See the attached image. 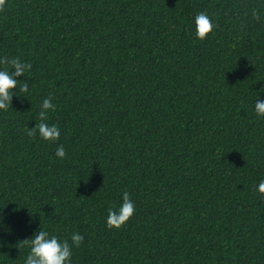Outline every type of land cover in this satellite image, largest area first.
Instances as JSON below:
<instances>
[{
    "label": "trees",
    "instance_id": "16d2710c",
    "mask_svg": "<svg viewBox=\"0 0 264 264\" xmlns=\"http://www.w3.org/2000/svg\"><path fill=\"white\" fill-rule=\"evenodd\" d=\"M5 56L32 67L0 110V264L38 230L85 237L71 264H264V0H6ZM49 96L56 141L27 134Z\"/></svg>",
    "mask_w": 264,
    "mask_h": 264
},
{
    "label": "clouds",
    "instance_id": "9594fccd",
    "mask_svg": "<svg viewBox=\"0 0 264 264\" xmlns=\"http://www.w3.org/2000/svg\"><path fill=\"white\" fill-rule=\"evenodd\" d=\"M6 0H0V11L4 10ZM252 17L259 21L260 13L253 9ZM195 36L200 39H206L208 34L212 32L215 27L211 18L206 12H199L194 17ZM0 64L10 65L12 71L9 72L7 68L0 70V110L9 108L12 104L13 90L18 85V80L15 77L24 76L27 70H30L32 65L30 63L21 62L19 57L9 58L7 56L0 58ZM19 91L21 93H28L29 87L25 82L20 84ZM56 105L52 103V97L49 96L42 101L39 112V122L34 127L27 129V134L30 137L36 136L37 132L40 137L46 141H56L60 137V129L56 124L49 125L47 121V113L49 110L55 111ZM255 113L257 116L264 117V101L257 99L255 102ZM55 155L61 159L65 158L67 153L60 145L57 147ZM261 195H264V179L259 181L256 188ZM136 211L134 202L130 199L127 191L123 193L122 203L119 208L115 206L109 207L107 210V227L109 229H119L126 224ZM85 237L77 232L71 234L70 240H59L56 235H50L49 232L38 230L34 233L32 238L23 240V243L29 245L30 252L27 255L25 264H71V257L73 255L72 246L80 247Z\"/></svg>",
    "mask_w": 264,
    "mask_h": 264
}]
</instances>
